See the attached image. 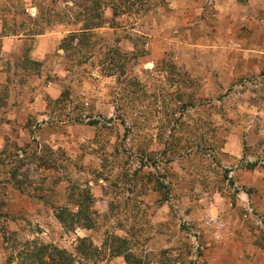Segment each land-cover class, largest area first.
<instances>
[{
	"label": "rangeland",
	"instance_id": "374dc122",
	"mask_svg": "<svg viewBox=\"0 0 264 264\" xmlns=\"http://www.w3.org/2000/svg\"><path fill=\"white\" fill-rule=\"evenodd\" d=\"M225 1L228 38L220 0H177L187 7L177 31L157 25V6L172 0H132L114 18L106 7L91 32L97 57L75 67L84 49L66 61L57 41L37 60L35 40L10 33L28 15L60 32L73 3L95 0H0V148L14 152L16 110L46 97L60 66L74 75L60 102L46 97L51 131L81 137L75 158L37 156L23 171L35 185L0 186V264H264V92L254 57H242L264 39V0ZM83 111L96 126L74 121ZM254 133L263 139L251 142Z\"/></svg>",
	"mask_w": 264,
	"mask_h": 264
},
{
	"label": "crops",
	"instance_id": "0c3cea01",
	"mask_svg": "<svg viewBox=\"0 0 264 264\" xmlns=\"http://www.w3.org/2000/svg\"><path fill=\"white\" fill-rule=\"evenodd\" d=\"M172 1L173 2L172 4H170L169 9H167L168 5L166 3H163L164 5L161 4L157 6L158 11L159 13H161V16L163 18L162 21L157 23V25L162 28L161 30H164L165 28H167V26H169L177 31V18L187 16V7H185L184 5L179 7L177 5V0ZM225 2V0H220V4L217 8L221 9L218 13V17L220 18V28L225 31L228 38V31L230 28V12L228 11V8L225 7ZM71 7H75L74 3ZM76 7L80 8L79 6ZM108 8L111 9V16H113V18L116 17L113 8L109 6ZM36 9L39 11L38 7ZM104 15L105 20H107L106 12ZM70 16L71 17H68L69 19L68 21H66V23L61 24L63 25V29H61L60 32L51 31L49 33H42L35 36L33 39L26 37L23 34L16 35L18 37L17 42H25V40H35V54L37 55L36 59L45 60L47 54L51 52V50L55 47L56 42L59 41L58 52L61 51L62 59H65L67 61L71 58L72 55H70L71 53L67 52L64 48H61V43L63 42V39L71 33L80 32V27L83 24V22L77 20L75 15H73L72 13ZM102 27L95 28V30L101 29ZM167 35L168 33L163 34L162 37L166 39ZM259 43L260 44H256L253 49H249L253 51V53L247 54L245 56L243 55L242 57H254L253 71L259 77V81L256 82V84L257 86H259V89L263 90L264 92V77H260L262 74H264L262 73L264 72V39H261ZM97 52L95 56H91L88 59H85L84 51L78 53L79 55H82V53H84V59L81 61L78 60L74 66L80 67L87 65L91 60L97 57ZM248 68L249 67L247 66V64L245 62L242 63L241 61L238 72H243V69H245L244 71H247ZM73 70L74 68L70 66H60L59 69L54 71L56 73V75H53L54 79L48 80V84L44 86L45 90L43 91V94L46 95V97H49L50 100H52L54 103L60 102L63 96L62 81L66 79L67 76L74 75ZM47 78H49V75L46 72H42L41 76H39V82ZM81 93L86 96V93L84 91H82ZM46 97H42L39 95L35 100L31 102L26 101L20 106L21 108L19 107L20 109L16 110V112L18 113L15 114V117L22 123L23 127L21 129V133L13 137L14 152L10 151L9 149L7 151L6 149L0 148V186H11L16 190L22 191L21 187H30L32 185H35L36 182H33L32 178L28 174L27 176H25L23 171L28 170L30 165H34L35 162L38 161L37 156L44 155V153L47 152V149H49L50 153H57L68 150L69 154H71L70 152H74V155H72L74 158L79 155V141H81V137H77L74 132L71 136H66L59 131H51L50 121L52 119H55V117H52L51 109H49V100ZM86 112L88 111H83V117L81 118L82 120L74 121L76 123L82 124L81 126L85 127L96 126L95 122L90 121L91 118L88 115L89 113ZM260 116V120H264V106L261 108ZM56 118V122L63 123L61 118ZM34 122H36V124H28ZM36 138L39 141L34 143L33 140H35ZM249 139L253 143H258L263 139V135L254 133L249 137ZM1 140L2 137L0 135V147L3 146ZM235 154L239 156L240 151H235ZM8 155L12 159L8 158L6 160L5 157ZM258 163L260 162L258 161Z\"/></svg>",
	"mask_w": 264,
	"mask_h": 264
},
{
	"label": "trees",
	"instance_id": "16d2710c",
	"mask_svg": "<svg viewBox=\"0 0 264 264\" xmlns=\"http://www.w3.org/2000/svg\"><path fill=\"white\" fill-rule=\"evenodd\" d=\"M132 0H95L93 2V7L89 5H79V10L75 11V17L77 20L82 21L83 24L80 27V32H74L68 35L63 39V42L61 43V48H64L67 52H80L82 49L85 52V59L90 58L91 56H95L96 52L93 48L97 46L99 43L98 40L91 42L90 38L94 37L91 32L95 30V28H99L104 26V23H106L105 20V13L104 9L106 7H112L114 10V14H118V7L123 5H131ZM75 6H77L75 4ZM74 9L73 7H71ZM37 17H31V15H28V24L26 27L22 29V26H25L23 24H14L13 32L10 34L14 35H25L26 37H29L33 39L35 36L42 34L46 31V29L49 26H46V24H43L39 18ZM6 24V23H5ZM105 49L104 45L100 46V49ZM74 50V51H71ZM100 52V51H99ZM110 71L107 72V75H114V68L118 69L117 65L111 64L110 65ZM112 70V71H111ZM258 161H254L252 163H248L247 168L248 169H254L258 166ZM81 213L78 212L75 215L79 216ZM78 218V217H76ZM80 245L84 243V239H80ZM80 251V248H78ZM67 257L69 258V255L67 254ZM71 257V254H70ZM69 264V262L67 263Z\"/></svg>",
	"mask_w": 264,
	"mask_h": 264
},
{
	"label": "built area",
	"instance_id": "2783aa9c",
	"mask_svg": "<svg viewBox=\"0 0 264 264\" xmlns=\"http://www.w3.org/2000/svg\"><path fill=\"white\" fill-rule=\"evenodd\" d=\"M211 225H213L216 229H226V224L218 217H211Z\"/></svg>",
	"mask_w": 264,
	"mask_h": 264
}]
</instances>
